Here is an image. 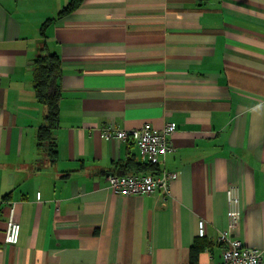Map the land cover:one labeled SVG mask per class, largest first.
Here are the masks:
<instances>
[{"label": "crops", "instance_id": "0c3cea01", "mask_svg": "<svg viewBox=\"0 0 264 264\" xmlns=\"http://www.w3.org/2000/svg\"><path fill=\"white\" fill-rule=\"evenodd\" d=\"M68 1L0 0V264H189L198 242L195 263L219 264L229 183L234 235L264 264V0H80L60 13ZM41 48L59 58L49 139L32 84ZM166 121L169 196L112 193L107 173L151 162L101 127Z\"/></svg>", "mask_w": 264, "mask_h": 264}, {"label": "built area", "instance_id": "2783aa9c", "mask_svg": "<svg viewBox=\"0 0 264 264\" xmlns=\"http://www.w3.org/2000/svg\"><path fill=\"white\" fill-rule=\"evenodd\" d=\"M174 129L175 125L171 121H166L159 128L145 122L139 127L130 128L111 124L104 125L101 127V133L106 138L115 137L120 140H130L151 163L161 166L166 151L170 149L168 136L173 133ZM175 178L176 172L159 168L157 174L110 172L106 174L105 181L106 187L114 194L156 193L164 200L169 196V183ZM238 191L239 187L236 183H229L226 186L227 223L217 234V242L221 246L219 264H260L262 249L249 246L234 235L241 215ZM36 197L39 198V193ZM197 234L205 235V220L202 218L197 221ZM18 235L19 223L14 216L12 205L9 207L3 240L9 245H14L18 240Z\"/></svg>", "mask_w": 264, "mask_h": 264}, {"label": "trees", "instance_id": "16d2710c", "mask_svg": "<svg viewBox=\"0 0 264 264\" xmlns=\"http://www.w3.org/2000/svg\"><path fill=\"white\" fill-rule=\"evenodd\" d=\"M79 2L80 0H69L68 3L62 8L60 13L70 12L79 4ZM33 62V90L37 100L44 104L46 108V113L44 116L46 124L41 126L40 137H48L47 139H49L51 130L57 121L58 91L57 89L51 88V84L59 71V58L56 53H51L46 49L41 48ZM52 146L53 145L49 140V149H52ZM53 151L54 149L51 150V154L54 153ZM149 167L150 171L147 173L157 174L159 172V166L157 164L149 163ZM125 173L129 172H123L119 174ZM201 247V242L192 245L189 252L191 260L189 264L196 262L198 251Z\"/></svg>", "mask_w": 264, "mask_h": 264}]
</instances>
